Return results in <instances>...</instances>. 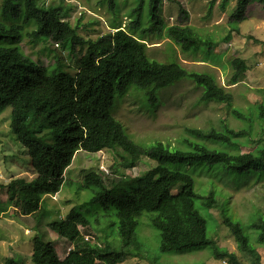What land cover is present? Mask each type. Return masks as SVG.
Wrapping results in <instances>:
<instances>
[{"label": "trees", "instance_id": "1", "mask_svg": "<svg viewBox=\"0 0 264 264\" xmlns=\"http://www.w3.org/2000/svg\"><path fill=\"white\" fill-rule=\"evenodd\" d=\"M204 1L211 14L217 0ZM254 1L237 0L229 17L231 31L239 32V25L247 19V8ZM40 2L0 0V39L15 43L0 46V114L11 108L9 126L15 140L26 148L35 175L31 180L16 178L11 182L18 188L21 213H36L45 197L60 191L64 175L80 150L93 154L118 148L129 157L146 158L155 165L139 176L117 181H105L95 172L85 174L79 189L93 191L94 195L83 205H101L102 214H96L90 222L73 207L63 219L47 223L72 248L60 260L51 242L34 238L28 264H120L128 258L163 264L160 257L146 254L138 239L139 219L145 214L150 227L158 232L160 255L208 249L215 260L240 264L235 253L220 248L213 237H208L207 221L197 201L207 211L219 209L222 223L239 252L251 264H260L254 253L256 245L264 248V215L255 212L246 223L235 219L229 213L228 202L221 201V193L211 188L203 195L196 193L187 167L203 163L212 177L232 179L237 184L251 177L264 179V98L247 112L231 109L232 117L242 123L238 129L225 122L218 128H187L177 146L160 141L136 142L111 115L114 97L130 90L141 92V105L153 112L160 101V91L187 79L202 89L199 103L231 107L232 94L212 74L187 71L179 63H161L147 55V39L165 36L183 54L196 55L205 49L203 54L208 57L210 38H201L181 6L176 22L168 26L162 17L163 0H98L112 13L109 23L114 32L84 40L68 21L71 9L63 6L62 0V4L50 6ZM226 3L221 0L220 8L225 9ZM257 3L264 8V0ZM120 10H126L127 29L120 25ZM24 38L32 44L45 38V42L53 41L73 55L80 45L85 52L75 58L77 70L71 73L69 64L57 55L52 64L40 58L34 62L20 48ZM229 39L227 36L224 41ZM231 68L227 83L236 85L248 66L235 58ZM250 145V151H241ZM109 211L117 223L107 222L112 215ZM111 227H115L120 240L118 250L98 237L97 242L90 243L81 232V228L86 235L100 232L106 239ZM0 264L23 262L11 258Z\"/></svg>", "mask_w": 264, "mask_h": 264}, {"label": "rangeland", "instance_id": "2", "mask_svg": "<svg viewBox=\"0 0 264 264\" xmlns=\"http://www.w3.org/2000/svg\"><path fill=\"white\" fill-rule=\"evenodd\" d=\"M45 6L62 4L61 0H43ZM63 6L70 7L68 21L77 28L78 35L84 40H95L108 32L112 13L106 4L100 5L98 0H62ZM217 0L208 14V4L204 0H163L162 17L166 25L176 22L179 6L187 10L189 24L193 26L203 40L210 38L211 56L202 53L192 55L181 53L165 36L149 37L146 41L149 58L161 63H179L187 71L207 72L212 74L217 83L232 94L231 107L210 102L199 103L201 88L190 80H183L159 93V103L153 112L142 106L141 92L130 90L123 96H115L111 108V115L125 128L129 137L139 143H153L160 141L170 146H177V141L184 136L187 128L208 129L218 128L225 122L230 127L238 129L242 123L234 119L231 109L237 108L242 112L264 98V8L255 0L247 8V19L239 25V32L231 31L229 17L237 0H227L225 9H221ZM42 3V0L40 2ZM126 10H120V25L127 29L128 18ZM1 20V19H0ZM30 29V28H29ZM163 34V33H162ZM230 36L228 41L224 38ZM41 38L36 43H30L26 38L19 42L22 52L31 55L37 62L40 58L47 64H52L55 56L62 62L69 64L68 70L74 73L75 58L85 52V47L77 46L75 54L57 46L53 41ZM14 41L8 43L0 39V46H14ZM46 48V49H44ZM242 59L248 66L244 78L236 85H228L227 79L232 74L231 61ZM69 59V60H68ZM68 60V61H66ZM51 73V71H48ZM11 108L8 107L0 114V263L14 258L23 264L30 263L34 238L51 242L60 260L64 259L72 245L52 232L47 223L63 219L69 210L75 207L78 212L93 222L96 214H102L101 205H83L93 195L90 190H80L82 178L88 172H95L105 181L120 178H134L141 175L155 165L154 161L146 158L129 157L115 148L98 153L78 151L65 173V181L60 191L55 195L44 198L40 209L32 215H23L17 201L18 188L11 182L16 178L31 180L35 175L31 169L26 148L19 144L10 128ZM258 125L254 124L257 130ZM252 145L242 147V152H248ZM188 168L189 174L195 182V191L203 195L208 189L221 193V201H227L229 213L246 223L253 213L264 215V179L236 183L232 179L212 177L206 165L194 164ZM112 207V205H109ZM197 206L207 221L208 237H213L220 248H226L236 254L240 264H251L239 252L236 242L228 229L223 225L219 209L205 210ZM109 213H112L109 211ZM210 214V215H209ZM148 214L140 219L137 236L142 243L143 251L152 256L160 257L163 264H228L225 260H215L208 249L182 255H160L158 232L150 227ZM107 222H116V217L110 214ZM213 228V229H212ZM215 228V229H214ZM86 240L110 242L114 250L120 247V240L115 227H111V235L103 239V234L94 232L86 235ZM260 264H264V248L256 245L254 253ZM97 264H101L98 262ZM120 264H149L146 261L128 258Z\"/></svg>", "mask_w": 264, "mask_h": 264}]
</instances>
